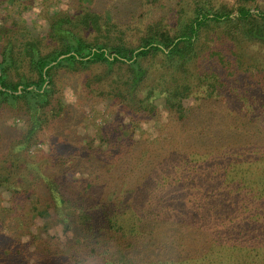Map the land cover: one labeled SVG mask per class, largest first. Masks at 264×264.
Segmentation results:
<instances>
[{
  "label": "trees",
  "instance_id": "1",
  "mask_svg": "<svg viewBox=\"0 0 264 264\" xmlns=\"http://www.w3.org/2000/svg\"><path fill=\"white\" fill-rule=\"evenodd\" d=\"M229 1L191 0L173 27L149 22L131 46L108 11H60L33 37L24 23L16 28L33 0H0V106L21 101L38 121L58 69L101 68L88 87L114 80L108 96L130 101L133 113L156 114L162 97L183 125L214 108L211 130H221L202 131V121L154 139L130 131L128 141L102 131L109 146L76 152H66L71 139L59 131L62 148L52 137L45 154L55 177L12 189L23 208L30 200V224L47 216L71 235L0 231V264H264V0Z\"/></svg>",
  "mask_w": 264,
  "mask_h": 264
},
{
  "label": "rangeland",
  "instance_id": "2",
  "mask_svg": "<svg viewBox=\"0 0 264 264\" xmlns=\"http://www.w3.org/2000/svg\"><path fill=\"white\" fill-rule=\"evenodd\" d=\"M18 1L22 2V0ZM190 1L33 0V4L29 7L19 8L21 10L18 12L24 22L21 21V24L16 25V28H22L24 23L33 37H43L49 29L50 20L54 14L65 11L67 14L74 15L78 9L87 5L91 8V11L97 14L103 15L108 11L112 21L119 25L120 29L122 28L124 35L121 37L125 36L124 39L122 38L123 43L136 46L140 28L147 27L150 25L149 22L153 23L155 21L173 27L178 22L176 19L179 10L188 7L187 4ZM7 3H9L8 5L11 4V2ZM218 3L232 5L229 0H218ZM2 6L6 7L7 4L0 5V7ZM255 6L251 5V7ZM17 18L19 17L17 16ZM19 21L17 20V22ZM10 22L11 20L8 18L6 23L10 25ZM1 25L3 26L2 20H0ZM20 34L22 33L18 31L17 36H20ZM104 35L110 36L105 33ZM219 46L224 47L225 44L221 43ZM207 67L210 68L208 65ZM103 72L101 68L78 73L58 69L54 73V94L45 110L40 113L38 121H35V117L31 118L30 111L21 101H17L10 106L6 104L0 106V182L7 180L10 186L7 189L6 184L0 185V231H5V234L14 236L19 231H24V227L27 226L25 234L30 232L38 236H56L60 237L62 241H65L66 237L71 235L65 232L64 227L57 224L55 220L46 222L48 220L47 216L38 217L34 223L30 224L28 221L31 214L30 200L29 202L26 201L27 203L23 208V204L20 203L23 202L21 197L18 192L15 195L12 189L15 185L19 187V182H31L34 180V175L41 181L43 180L42 177H55L50 174L53 171L48 169L45 154L50 151L52 137L60 142L59 149L62 148L64 137L59 131H63L71 139V144L65 146L66 152H76L82 148L88 150L92 146L101 148L109 146L107 141L102 140V131H119L124 137L127 136L128 141L130 131L141 133L147 131L150 138L154 139L158 135V131H195V124L202 121H204L202 131L212 129L209 112L215 114L214 108L210 109L208 107V109L198 112V115L196 113V117H193L195 115L192 116L193 118L191 117L192 122L189 121L183 125L173 117L169 118L162 97H157L153 101L156 114L133 113L132 108L129 106L130 101L127 100L124 104L108 96L110 95L109 86L114 80L107 79L105 82L95 84L91 88L88 87V79L96 73L102 74ZM112 72L114 75L116 74V71ZM167 79V77L163 78V80ZM147 89H145V93ZM233 96L237 97L236 94L232 93L231 98ZM221 99L222 101L225 100V98ZM193 102L192 99H185L183 105L190 107ZM203 104L207 105V103ZM203 113H205L204 117H202ZM234 115L239 119V112ZM199 116L202 118H199ZM216 116L218 117V115ZM33 125H35L33 131H37V133L28 134V131H32L30 129ZM218 130L221 131L218 128H213L211 131ZM53 131L58 132L53 135ZM70 134L80 137L81 141L75 136H70ZM98 162L100 163V161ZM36 169L38 170L36 171ZM69 184H72L71 180H69ZM28 238L29 234L24 237V240ZM3 244L8 245L7 242Z\"/></svg>",
  "mask_w": 264,
  "mask_h": 264
}]
</instances>
